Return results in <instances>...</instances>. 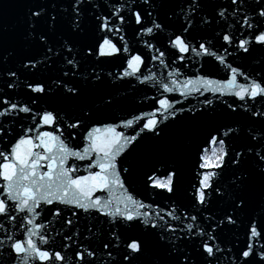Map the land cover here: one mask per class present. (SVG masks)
Segmentation results:
<instances>
[{
    "label": "snow or ice",
    "instance_id": "6c2138e0",
    "mask_svg": "<svg viewBox=\"0 0 264 264\" xmlns=\"http://www.w3.org/2000/svg\"><path fill=\"white\" fill-rule=\"evenodd\" d=\"M20 7L0 264H264V0Z\"/></svg>",
    "mask_w": 264,
    "mask_h": 264
},
{
    "label": "water",
    "instance_id": "95a60500",
    "mask_svg": "<svg viewBox=\"0 0 264 264\" xmlns=\"http://www.w3.org/2000/svg\"><path fill=\"white\" fill-rule=\"evenodd\" d=\"M20 0H0V18L9 25L15 24L22 15Z\"/></svg>",
    "mask_w": 264,
    "mask_h": 264
}]
</instances>
